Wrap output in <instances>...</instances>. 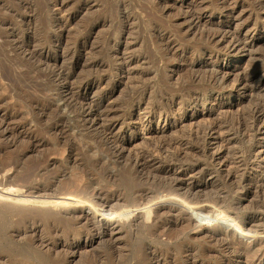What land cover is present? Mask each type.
<instances>
[{"label": "rangeland", "instance_id": "rangeland-1", "mask_svg": "<svg viewBox=\"0 0 264 264\" xmlns=\"http://www.w3.org/2000/svg\"><path fill=\"white\" fill-rule=\"evenodd\" d=\"M263 100L264 0H0V264H264V114L236 128ZM171 182L192 227L143 201Z\"/></svg>", "mask_w": 264, "mask_h": 264}, {"label": "bare ground", "instance_id": "bare-ground-1", "mask_svg": "<svg viewBox=\"0 0 264 264\" xmlns=\"http://www.w3.org/2000/svg\"><path fill=\"white\" fill-rule=\"evenodd\" d=\"M131 19H132V17L130 15H124L122 17V22H128ZM125 34H126L125 32H120L118 35V39L119 40L123 39ZM206 37L209 39L210 38L213 39V37L210 35H207ZM158 38H159V43H162V41L164 43V47L163 46L161 47L163 51L166 52L167 50L172 48L170 46V44L173 41L165 39L166 37H164L163 35L159 36ZM121 42L122 41H118V43H121ZM116 46L118 49L119 48L118 46H120V45L118 44ZM133 60H135V58L126 59L123 55L116 54L114 57L113 65L116 66L117 69L123 70ZM73 66L74 65L72 64V68H73ZM69 76H72V74ZM92 77H93V75L85 77L83 79L87 80L89 78L91 79ZM223 82H224V78L216 77L215 75H211L209 77L208 84H209V86H212V87H220V86H222ZM187 96H188V100H192L193 102H197V103L203 102L207 99V98L203 99V98H205V96L199 92H193L192 94H187ZM263 101H259L258 103L254 104V106L249 110V112H250L249 113V119H250L249 124H245L244 120L240 119V117H237L236 128L241 127V126H245L249 131L261 130V128H262L261 124L263 123L262 115L264 114L263 107H262ZM173 103H174V99L172 98L170 100V103L167 104V106L165 108H162L159 112L153 111V107H151L148 110V114H147L148 117L147 118L149 120H151L155 115H159L160 118H163V120L165 121V124H169L170 123L169 122L170 121L169 115L171 113V108H172ZM228 123H229V121L226 120V118H223V119H220L217 121H212V122L208 123L207 125H205L202 130L197 131L196 138H199V140H200V142L198 144L200 146L201 153L205 154L207 157L214 158L215 153H208V151H207L206 145L209 144L208 143V137L212 134V132L221 133L223 130H226L228 128L227 125H229ZM172 126H174V125H172ZM191 135H192V133L188 136H191ZM183 142H184V140L180 138L174 142H170V143H166V144H168V146L175 144L180 148V145ZM166 144L160 143L156 147L155 151L160 152V150L162 148H164ZM88 151H90V148L88 149ZM179 153H181V152L177 150L176 155L179 156ZM138 158L139 159L136 160L137 163L141 161L142 157H138ZM97 159H100V157H97ZM176 160H178V158L171 159L169 161L167 169H163V173H165V174L176 173V170H177L176 169L177 167L175 165ZM182 167H183V165L181 163L179 168H182ZM181 185L182 184L180 182H174V183L171 182L168 184V186H165L164 183H162V184H159L157 186V188H163L164 189L159 194H155V193H153V191H151V192H144L143 191L141 196H143V201L145 204L151 205L150 211H152V213H155L156 215H160V216L161 215H163V216L164 215L180 216V218L183 219L181 221L182 222L185 221L186 222L185 226L189 228V227H192L193 225L197 224V221L192 217V214L188 213L186 210H182V208L177 206L175 202L181 201V202H184L185 204L197 205V204H199L198 203L199 201L196 199V197L195 198L194 197H183V198H181V196H179L177 193V189L180 188ZM56 194H57V192H53V195H56ZM65 202L66 201L64 199H61L60 204L62 206H64L63 204H65ZM89 204H92V203H89ZM217 204H218L217 202H211L208 204L198 205L199 211L207 213V212H209V210L212 207H215ZM66 209L68 210V212H70L72 214H75L77 211L74 206H69ZM84 210H86L87 212L91 211L90 207H88ZM183 217H185V218H183ZM98 221H100V223H102V224H104V223L107 224L110 220L108 221V220H105L102 218L99 220V218H98ZM181 221L176 220L175 223H171V224H177V222H181ZM240 227L244 228L245 225L241 224ZM203 230H205V229H201V231H203ZM261 231L263 232L264 230H261ZM226 244L231 245L234 253H238L240 251V249H239L240 247L238 246L239 245L238 243H235V242L229 240ZM256 245H263L264 246V239L253 240L251 246L247 247L246 249H252Z\"/></svg>", "mask_w": 264, "mask_h": 264}]
</instances>
